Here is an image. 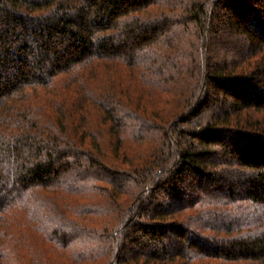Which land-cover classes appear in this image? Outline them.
<instances>
[{
  "label": "trees",
  "instance_id": "1",
  "mask_svg": "<svg viewBox=\"0 0 264 264\" xmlns=\"http://www.w3.org/2000/svg\"><path fill=\"white\" fill-rule=\"evenodd\" d=\"M176 259L264 264V0H0V264Z\"/></svg>",
  "mask_w": 264,
  "mask_h": 264
},
{
  "label": "rangeland",
  "instance_id": "2",
  "mask_svg": "<svg viewBox=\"0 0 264 264\" xmlns=\"http://www.w3.org/2000/svg\"><path fill=\"white\" fill-rule=\"evenodd\" d=\"M217 161L219 162L221 160L219 158H217ZM210 163H211V161H210ZM210 165L212 166V164H210ZM232 168H234V170H237V169H235V167H232ZM199 198L200 199H204V195H199ZM216 201L218 203H223V204H218V207H221V208H226L227 207L228 210H229L228 212H230L231 214H246L247 211H248L246 208H244V206L242 207L244 209L241 210V208H239V207L234 208V206L225 205L226 204L225 200H221V201L216 200ZM241 204H243V203H241ZM225 210H227V209H225ZM191 213H193V211L192 210H188V211H186V214L185 215L191 214ZM182 215H179V217H178V218H180V220H183V216ZM258 215H259V213H257L255 210L254 211H251L250 212V218H249L250 220L249 221L257 222V220L259 219L258 218L259 217ZM206 221H208L210 224H212L213 227L215 226L214 227L215 230L225 229L226 228V224H228V222H231L229 220L228 221L225 220V222H224L223 220H221V218L220 219H217V218L216 219L215 218L213 219L212 217H209ZM220 225H223L224 228H221ZM217 227H218V229H217ZM234 228H236V227H234ZM215 230H213V231L215 232ZM221 233H223V232H221ZM205 234L210 236V235H213L214 233L213 232H210V233L206 232ZM214 235H216V234H214ZM222 236L223 235L220 234V237H222ZM184 262H186V261L184 260ZM181 263H183V262L182 261H179V259H176L174 261V264H181ZM187 264H222V263L219 262V261H216V260H214V261L203 260V261H193L192 263H187ZM242 264H247V263H242Z\"/></svg>",
  "mask_w": 264,
  "mask_h": 264
}]
</instances>
